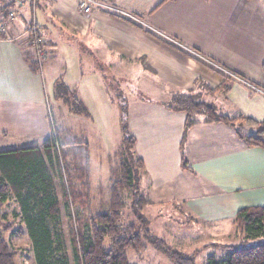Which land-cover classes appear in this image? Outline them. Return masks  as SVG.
Instances as JSON below:
<instances>
[{
	"label": "crops",
	"instance_id": "crops-1",
	"mask_svg": "<svg viewBox=\"0 0 264 264\" xmlns=\"http://www.w3.org/2000/svg\"><path fill=\"white\" fill-rule=\"evenodd\" d=\"M131 1L104 0L114 10L94 9L88 15L79 10L78 0H36L28 7L33 13L20 10L29 14V21L34 17L47 40L40 71L32 70L24 56L26 31L19 29L16 21L22 19L5 21L9 35L0 39L3 138L18 128L24 130L21 135L29 136L28 146L40 145L49 134V106L64 141L88 143L91 174L92 154L102 139L98 132L102 120L92 118L89 122L88 117L67 108H72L74 101L83 108H98L101 115L104 108L117 107L109 82H120L124 93V81L128 82L127 91H132L131 80L140 76L169 98L178 91L208 92L223 76L233 73L259 91L251 92L235 81L223 97L224 105L232 108V116L242 114L264 121V8L260 1L166 0L151 13L155 3L142 10ZM146 30L194 50L198 60ZM69 65L73 72L68 71ZM58 83L67 88L64 95L56 93ZM135 96L140 100L128 106V121L145 169L140 187L148 202L143 212L149 207L182 209L196 224L198 220L210 221L218 231L220 222L232 225L239 208L264 206L263 148L247 146L229 125L204 122L200 114L184 131L185 114L164 107L166 100L148 101L139 93ZM33 110L42 113L35 115ZM182 140L191 171L181 168Z\"/></svg>",
	"mask_w": 264,
	"mask_h": 264
},
{
	"label": "trees",
	"instance_id": "trees-1",
	"mask_svg": "<svg viewBox=\"0 0 264 264\" xmlns=\"http://www.w3.org/2000/svg\"><path fill=\"white\" fill-rule=\"evenodd\" d=\"M2 1V0H1ZM33 5L36 0H29ZM104 1V0H100ZM166 0H160L149 13L153 12ZM10 2L0 8L6 14ZM1 14V13H0ZM29 27L37 25L33 19ZM148 33L178 51L198 58L187 49L162 38L149 30ZM33 31L30 42L37 49L39 39ZM0 32V39L4 38ZM30 45V44H29ZM31 45V46H32ZM32 46V47H34ZM39 49V48H38ZM30 67L37 68L36 59L24 54ZM35 57V55H34ZM42 66V64H41ZM264 74V61L261 65ZM40 69V70H39ZM228 76H223L220 84L209 92L223 94L224 98L230 91ZM56 93L66 92L67 88L61 83L56 86ZM62 93V94H63ZM120 96V95H119ZM192 93L178 91L172 94L163 106L169 110L185 114L184 131L197 121L195 115H203L204 122H223L233 128L235 134L247 146L264 148V121L255 120L249 116H229L217 112L216 107L206 101H197ZM119 106V129L122 134L120 150L114 153L116 162L110 167L107 210L92 214L90 186V150L85 141H64L56 126L51 108H46L53 118V128L40 145L0 150V264H15V251L10 242L4 238V233L12 229V222H7L3 208L7 201L13 200L16 208L11 212L12 217L21 224L11 234H26L30 241V250L35 264H70L62 234L60 217L62 203L69 202L84 208L87 217L88 236L80 231L75 236L70 235L74 264H131L127 251L144 249L142 240L164 253L173 264H195L194 257L174 247L155 236L147 226L143 215V206L148 198L142 193L140 180L145 173L144 163L135 149L136 139L129 127L127 101L122 98ZM242 126L253 128V133H244ZM181 168L189 170L190 166L184 153V142L181 141ZM68 178L63 181L64 171ZM56 181L60 183L58 191ZM69 202H67V200ZM130 199L129 203L128 200ZM69 206V205H68ZM131 209L134 220L123 222L125 209ZM232 227L238 239L236 244H224L226 251L223 258L208 256L206 264H264V242L249 245L257 238L264 237V206H245L239 208L233 218ZM209 244H207L208 246Z\"/></svg>",
	"mask_w": 264,
	"mask_h": 264
},
{
	"label": "rangeland",
	"instance_id": "rangeland-1",
	"mask_svg": "<svg viewBox=\"0 0 264 264\" xmlns=\"http://www.w3.org/2000/svg\"><path fill=\"white\" fill-rule=\"evenodd\" d=\"M125 2H129V0H124ZM159 0H132L130 3L135 5V7L141 6L142 10L150 3L157 4ZM262 4L264 8V0H258ZM10 0H0V8L2 6L7 5ZM29 0H18V2L12 6H8L7 10L5 11L6 14L3 15L0 12V32L4 34V36L9 35V32L6 31L7 27L5 21L13 20L16 17L22 19H17V24L19 29H25L26 33L23 38L24 42V53L29 56L30 58L36 59L37 68L42 67V61L47 55L46 46L47 40L44 38V35L39 31V28H33V25L29 27L31 21L26 19L28 15H23L21 11H25L28 13H33V10L29 3ZM35 5V4H33ZM30 7V8H28ZM21 10V11H20ZM92 13V12H91ZM31 15V14H30ZM33 15V14H32ZM33 20L34 17H32ZM6 30H5V29ZM18 29V28H17ZM37 34L36 41L39 39V44L36 49L34 45L29 42L30 36L32 32ZM158 35L155 32H152ZM152 35V34H151ZM50 39V36L47 35ZM160 36V35H158ZM162 37V36H160ZM163 38V37H162ZM34 46L33 48H28V45ZM177 46L185 48L181 46L182 44L174 43ZM39 48V49H38ZM186 50V49H185ZM59 51H62L60 49ZM189 51V50H188ZM190 52V51H189ZM193 55L199 57L197 52L191 50ZM40 54L43 56L41 61H38L37 55ZM35 55V57H34ZM73 64V63H72ZM68 71L73 72V66L69 65ZM125 67H131L126 66ZM66 68V66H65ZM40 70V69H39ZM68 72V74L70 73ZM137 72L135 71L134 74ZM228 73V85L231 86L235 81L241 82L244 86H246L251 92H258L259 89H256V86L252 83L243 82V80L233 73ZM126 77V76H125ZM135 79V78H133ZM113 88L114 92V99L117 102H121V99L124 98L127 101V105H131L133 103H137L139 98H136L135 93H139L143 99L148 101H164L168 100V96H161V94L156 90L157 87H153L154 83L149 82L148 80L139 79L131 80V83L134 87H132V91H127V83L124 81V93H128L129 95H125L123 91L120 89V82L118 83L117 80L114 79L113 82H109ZM202 91V90H201ZM230 92V91H229ZM228 92V94H229ZM262 92V90H261ZM63 93V91L61 92ZM134 93V94H133ZM226 95V97L228 96ZM264 94V91H263ZM64 95V94H62ZM120 95V96H119ZM193 97L197 101H206L212 103L217 112L221 114H226L233 117L232 108L226 107L224 105L223 94L221 93H214V92H206L203 90L202 92L196 91L192 93ZM139 97V96H138ZM140 97V98H141ZM164 97V98H163ZM170 97V96H169ZM68 99L72 100V96H68ZM72 108L69 109L70 113L79 114L85 117H88L87 120L90 122L92 118L96 120H102V125H99V131L102 135L101 143L98 145V151L94 150L92 154V166H91V174H90V186H91V196H92V204H91V212L92 214H97L100 212H104L107 210L108 207V185H109V173L110 167L116 162V158L113 157L114 153L120 150L122 145V134L119 129V106L117 104L116 108H104L106 110L104 113L99 114L98 108H83L81 105H76L74 101L71 103ZM61 109V108H60ZM130 109L128 108V115L130 114ZM135 110H140L141 108H134ZM95 111V112H94ZM47 112V111H46ZM35 115H40L42 111L40 110H33ZM95 114V115H94ZM47 117V115H46ZM104 119H106V124L104 123ZM48 121V119H47ZM87 121V123H88ZM225 124V123H224ZM232 128V127H231ZM79 130V129H78ZM20 129L14 128L13 133L6 138L0 135V150L1 149H13L19 147H26L28 145L27 135H21L23 133ZM49 131V126H48ZM242 131L244 133H253L254 129L249 128L246 126H242ZM97 135L94 134V139ZM26 141V142H25ZM40 141V140H39ZM92 141H94L92 139ZM242 141V140H241ZM95 147V145H93ZM97 147V146H96ZM250 147V146H249ZM264 149V148H263ZM64 171L63 181L67 182V174ZM56 186L59 191L60 183L56 181ZM70 199L67 200L69 202ZM130 199L128 200L129 203ZM69 205V206H68ZM67 204L62 203L61 206V220H62V234L63 240L65 243V248L67 254L69 256L70 264H74L73 262V249L72 243L70 239V235L74 232L75 236L80 231L83 233L85 237L88 234V226L86 217L87 213L84 208H81L79 205L74 204L73 202H69ZM16 208L15 203L13 200L7 201L3 208V212L6 216L7 222H12V229L6 231L3 235L4 238L7 239L12 249L15 251L14 263L15 264H35L33 254L30 250V241L26 234H11V231L21 229V224H19L18 220L12 217L11 212ZM143 215L147 219V226L148 229L157 237L163 239L166 244L170 247H174L186 254L192 255L195 260V264H206V259L208 256H214L216 258H223L226 255V251L222 248L224 244H236L238 243V239L235 235L234 229L229 221L220 222L221 224L218 226V231H215L210 226V221L205 220H198V224H196L191 217L186 216L184 211L179 210L174 207H164V208H157V207H149L144 210ZM133 215L131 209L127 207L124 211L123 215V222L130 223L133 221ZM215 227V226H214ZM143 244L145 245L144 249H140L139 251L128 250L127 251V258L129 263L131 264H173V262L161 251L151 246L146 239L142 240ZM264 242V237L257 238L249 243V245H253L256 243ZM207 244H209L207 246Z\"/></svg>",
	"mask_w": 264,
	"mask_h": 264
},
{
	"label": "built area",
	"instance_id": "built-area-1",
	"mask_svg": "<svg viewBox=\"0 0 264 264\" xmlns=\"http://www.w3.org/2000/svg\"><path fill=\"white\" fill-rule=\"evenodd\" d=\"M78 8L81 12H83L86 15L90 14L94 9H103V10H108V11L114 10L113 7L105 4L104 2L100 0H78ZM37 58H38V61H41V58H43V56L38 54ZM47 119H48V126L50 128H53L54 126L53 118L49 111H48Z\"/></svg>",
	"mask_w": 264,
	"mask_h": 264
}]
</instances>
